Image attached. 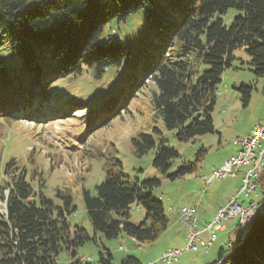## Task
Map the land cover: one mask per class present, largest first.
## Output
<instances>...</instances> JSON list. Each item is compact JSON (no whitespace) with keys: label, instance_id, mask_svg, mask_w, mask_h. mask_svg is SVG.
I'll list each match as a JSON object with an SVG mask.
<instances>
[{"label":"trees","instance_id":"16d2710c","mask_svg":"<svg viewBox=\"0 0 264 264\" xmlns=\"http://www.w3.org/2000/svg\"><path fill=\"white\" fill-rule=\"evenodd\" d=\"M230 9L235 15L227 24L224 16ZM139 17L144 19L141 39L130 30L119 34L122 24ZM114 21L119 29L108 26ZM155 37L159 41L153 44ZM142 42L149 52L139 65ZM4 47L16 55L11 64L1 54ZM237 51L245 53L250 70L264 78V0H0V118H14L20 111L13 109L27 103L26 119L40 120L35 111L47 109L45 88L51 81L83 72L103 80L113 72V90L102 91L92 115L97 127L128 108L137 91L152 80L155 114L167 131L186 141L214 132L216 92L224 71L241 58ZM240 90L247 105L252 87L242 84ZM153 131L136 132L131 145L139 156L153 151V165L165 169L179 152L168 144L163 128L156 125ZM205 151L201 148L196 161L185 162L176 175L197 170ZM14 159L6 162L7 178L0 184V199L9 190L8 215L0 216V264H58L63 250L73 256L69 264H90L78 255L89 233L69 221L76 210L72 194L58 188L57 203L42 183L36 191L27 168ZM105 168L96 194L83 188L95 230L107 238L125 233L139 243L157 240L170 223L163 201L151 190L160 179L130 176L117 158ZM259 181L264 202V170ZM140 206L145 215L136 224L130 220L131 210ZM228 242L207 264H264V214L257 213L241 242L237 237ZM112 259L109 250L100 251L99 264H113ZM123 264L143 263L128 255Z\"/></svg>","mask_w":264,"mask_h":264},{"label":"rangeland","instance_id":"374dc122","mask_svg":"<svg viewBox=\"0 0 264 264\" xmlns=\"http://www.w3.org/2000/svg\"><path fill=\"white\" fill-rule=\"evenodd\" d=\"M234 15L235 11L230 9L224 16L225 22L229 24ZM129 23L120 26L119 34L125 35L130 30L132 37L141 39L145 35L142 30L144 19L139 17ZM108 26L119 29L115 21ZM153 39V44L159 41L156 37ZM163 46L161 44L162 48ZM139 47L138 63L142 65L149 50H145L148 46L143 42L139 43ZM1 54L8 56V64L16 57L10 54L6 47ZM237 54L241 58H237L234 65L224 71L218 85L216 103L211 112L214 132L186 141L179 140L174 131H167L155 114L151 98L155 90L152 80L137 91L128 108L123 109L109 124L100 127H96L99 121L92 123L90 117L99 105L97 96L103 95L102 91L113 90V72H108L107 77L103 76V80L94 79L88 72L53 80L46 86L45 92L46 98L53 100L57 107H50L51 105L45 102V107L54 112L46 123L35 120L31 122L26 118L0 120V184L7 178L3 173L6 162L15 158L27 168V177L36 191L42 183L43 191L57 203L59 199L55 193L58 188L71 193L76 210L69 217V221L86 228L89 233V238L79 246L78 255L90 257V264H99V253L104 250L112 253L113 264H123V259L128 255L136 256L143 264L157 262L164 250L170 247L182 248L186 243L188 230L179 219L183 206L200 204L197 217L200 220L199 227L202 228L207 221L215 218L219 206L226 204L241 185L238 176L214 180L209 186H206L200 177L210 174L212 167L219 168L228 156L235 154L237 146L233 140L237 136L250 133L264 117V78L257 77L250 70L245 53L237 51ZM242 84L252 87L251 99L247 105L243 104L242 97L245 92L240 90ZM38 89L41 92L43 88L39 86ZM60 107V112L56 114ZM78 108L80 111L74 114ZM82 108H87L88 114L84 113ZM50 109L43 110L50 112ZM156 125L164 129L168 144L179 152L165 169L153 165V151L139 156L131 145V138L136 132H154L153 127ZM201 148L206 151L197 162L199 168L176 175L178 168L185 162L196 161ZM112 158L119 159L124 173L130 176H137L141 180L151 177L160 179V183L151 190L156 198L163 201L169 213L170 223L157 240L139 243L135 237L125 233L107 238L102 232L95 230L90 221L83 200V188L96 194V186L106 175V163ZM261 196L260 194L255 199L260 200ZM250 200L251 198L246 199L247 202ZM169 207L174 209L176 214L168 211ZM144 215L142 206L138 209L133 207L130 220L138 224L144 219ZM225 224L229 226L227 231L218 232V239L208 252L184 250L174 264H207L217 259L220 248L226 245L228 235L235 231V220ZM209 236V232L202 234L205 239ZM121 244L126 250L120 248ZM72 258L71 254L63 250L57 263L69 264Z\"/></svg>","mask_w":264,"mask_h":264},{"label":"built area","instance_id":"2783aa9c","mask_svg":"<svg viewBox=\"0 0 264 264\" xmlns=\"http://www.w3.org/2000/svg\"><path fill=\"white\" fill-rule=\"evenodd\" d=\"M238 150L235 154L230 155L223 165L219 168L212 167L211 172L208 176H202V179L206 184H210L213 180H223L228 176L236 175V168L240 164V161L245 159H255L256 167L252 171L242 175L241 185L236 190L235 194L230 200L218 208V213L215 219L211 222L206 223L204 231L210 232V239L205 240L202 237V231L197 227V223H191V214L197 207L186 206V216L190 217V225L188 226L189 232L187 237L186 249L197 250L199 247L206 249L216 239V232L223 229V222L229 221L234 218H238L239 225L246 227L247 223L255 216V214L262 210L263 204L252 201L250 204L245 205L244 202L240 201V198L251 197L252 194H257L255 189V182H259L261 176V166H264L263 162V151H264V125L254 126L253 131L250 135L241 137L236 142ZM181 250L174 249L173 251H166L162 255L161 261L164 264H173L178 259ZM156 264V263H153Z\"/></svg>","mask_w":264,"mask_h":264},{"label":"bare ground","instance_id":"6f19581e","mask_svg":"<svg viewBox=\"0 0 264 264\" xmlns=\"http://www.w3.org/2000/svg\"><path fill=\"white\" fill-rule=\"evenodd\" d=\"M264 125V119L262 122H258L256 124V126H263ZM250 135V134H248ZM241 137H237L233 140V143L236 145V142H238L240 140ZM263 162H264V151H263ZM256 167V160L255 159H245L243 161H240V164L237 166L236 168V174L237 172L242 169V174L245 175L247 172H250L253 170V168ZM264 170V166H261V170ZM262 170V171H263ZM261 171V173H262ZM202 177V176H201ZM258 187V182H255V189H257ZM1 203V202H0ZM2 206V205H1ZM3 210H1L0 208V212L4 213L6 212L5 209V204H3ZM221 208V206L219 207ZM182 214H181V221L188 227L190 225V217H185L186 216V206L182 208L181 210ZM197 208L193 210V213L191 214V223H197ZM256 215V214H255ZM250 223V221L247 223V225ZM173 251L174 249H169L167 251ZM166 252V251H165ZM165 252L163 254H165ZM155 263V262H154ZM149 264H153V263H149Z\"/></svg>","mask_w":264,"mask_h":264},{"label":"water","instance_id":"95a60500","mask_svg":"<svg viewBox=\"0 0 264 264\" xmlns=\"http://www.w3.org/2000/svg\"><path fill=\"white\" fill-rule=\"evenodd\" d=\"M257 213H263L264 214V204H263L262 210H259ZM257 213H256V215H257ZM253 218L251 219L250 223L246 227H241L240 228V231L238 232V235H237V239H239V242H241L245 238L247 233L249 232Z\"/></svg>","mask_w":264,"mask_h":264},{"label":"crops","instance_id":"0c3cea01","mask_svg":"<svg viewBox=\"0 0 264 264\" xmlns=\"http://www.w3.org/2000/svg\"><path fill=\"white\" fill-rule=\"evenodd\" d=\"M251 131H252V130H251ZM251 131H250V132H251ZM237 176L240 177V180H241V173H239ZM234 177H236V176H234ZM213 216H214V214H213ZM199 221H200V220H199ZM234 225H235V231L233 232L232 235H230V234L228 235V237H227L228 240H227L226 244L228 243L229 239H231V238H236L237 235H238V227H237L236 221H235V224H233V226H234ZM225 227H226V229L223 230L224 232L227 231V229H228L229 226L226 225ZM204 233H207V232H204ZM204 233H203V234H204ZM121 245H122V244H121ZM213 245H214V244H213ZM213 261H214V260H213ZM213 261H212V262H213ZM141 262H142V261H141ZM208 262H210V261H208Z\"/></svg>","mask_w":264,"mask_h":264}]
</instances>
